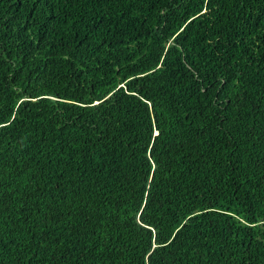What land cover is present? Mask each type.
<instances>
[{
	"label": "trees",
	"instance_id": "obj_1",
	"mask_svg": "<svg viewBox=\"0 0 264 264\" xmlns=\"http://www.w3.org/2000/svg\"><path fill=\"white\" fill-rule=\"evenodd\" d=\"M0 264H264V0H0Z\"/></svg>",
	"mask_w": 264,
	"mask_h": 264
}]
</instances>
